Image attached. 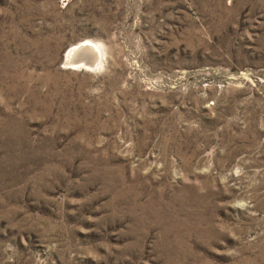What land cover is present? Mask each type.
Listing matches in <instances>:
<instances>
[{
	"label": "rangeland",
	"instance_id": "rangeland-1",
	"mask_svg": "<svg viewBox=\"0 0 264 264\" xmlns=\"http://www.w3.org/2000/svg\"><path fill=\"white\" fill-rule=\"evenodd\" d=\"M0 264H264V0H0Z\"/></svg>",
	"mask_w": 264,
	"mask_h": 264
},
{
	"label": "bare ground",
	"instance_id": "bare-ground-1",
	"mask_svg": "<svg viewBox=\"0 0 264 264\" xmlns=\"http://www.w3.org/2000/svg\"><path fill=\"white\" fill-rule=\"evenodd\" d=\"M84 45H88L87 48H84V53L82 55L83 60L82 61H75V62H68L67 64H69L70 66L76 68V67H96L98 65L101 64L102 62V49L101 47H99L98 44L93 43L91 41H86L83 43ZM77 46H74L73 48H71L68 52L67 58H71L74 54H75V49ZM86 60V61H84Z\"/></svg>",
	"mask_w": 264,
	"mask_h": 264
},
{
	"label": "water",
	"instance_id": "water-1",
	"mask_svg": "<svg viewBox=\"0 0 264 264\" xmlns=\"http://www.w3.org/2000/svg\"><path fill=\"white\" fill-rule=\"evenodd\" d=\"M84 43V42H83ZM83 43H77L76 45H77V47H76V49H75V54L69 59V58H67L66 59V61H70V62H75V61H82L83 60V58H82V55H83V53H84V48H87L88 47V45H84ZM84 61H86V60H84Z\"/></svg>",
	"mask_w": 264,
	"mask_h": 264
}]
</instances>
